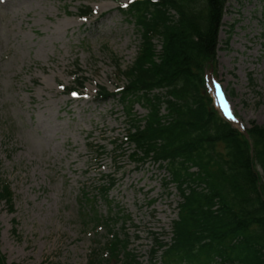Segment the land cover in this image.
I'll return each instance as SVG.
<instances>
[{
    "label": "rangeland",
    "instance_id": "rangeland-1",
    "mask_svg": "<svg viewBox=\"0 0 264 264\" xmlns=\"http://www.w3.org/2000/svg\"><path fill=\"white\" fill-rule=\"evenodd\" d=\"M129 3L0 0V183L13 195L12 208L0 201L6 264H126L102 258L113 232L150 264L151 233L171 241L176 188H166L159 165L135 161L127 110L98 96L100 87L114 94L126 84L116 60L124 71L138 54ZM86 7L95 16L82 17ZM206 71L222 117L241 132L264 127V0L229 2ZM135 113L148 110L138 103ZM111 179L104 196L99 188Z\"/></svg>",
    "mask_w": 264,
    "mask_h": 264
},
{
    "label": "trees",
    "instance_id": "trees-1",
    "mask_svg": "<svg viewBox=\"0 0 264 264\" xmlns=\"http://www.w3.org/2000/svg\"><path fill=\"white\" fill-rule=\"evenodd\" d=\"M230 1L133 0L126 13L140 35L132 66L115 64L127 79L113 95L127 110L126 142L136 162L166 170V188L181 198L171 242L151 233L150 264H264V127L254 123L244 135L226 122L205 79ZM86 10L82 16L91 14ZM99 95L111 97L104 88ZM138 103L148 110L144 118L135 113ZM113 185L111 179L100 193L107 196ZM12 199L9 184L0 183V201L12 208ZM113 236L105 260L142 264L126 236Z\"/></svg>",
    "mask_w": 264,
    "mask_h": 264
},
{
    "label": "snow or ice",
    "instance_id": "snow-or-ice-1",
    "mask_svg": "<svg viewBox=\"0 0 264 264\" xmlns=\"http://www.w3.org/2000/svg\"><path fill=\"white\" fill-rule=\"evenodd\" d=\"M75 95V94H74ZM231 118V117H230Z\"/></svg>",
    "mask_w": 264,
    "mask_h": 264
}]
</instances>
